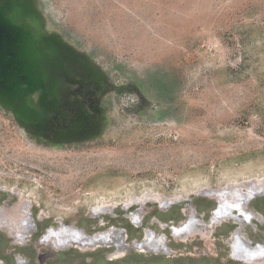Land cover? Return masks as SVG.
<instances>
[{"label":"rangeland","instance_id":"rangeland-1","mask_svg":"<svg viewBox=\"0 0 264 264\" xmlns=\"http://www.w3.org/2000/svg\"><path fill=\"white\" fill-rule=\"evenodd\" d=\"M0 15L36 78H0V214L20 204L26 225L0 228V264H247L233 247L264 250V0H0ZM218 199L229 219L210 245L178 244L171 229L207 223ZM61 228L165 249L40 242Z\"/></svg>","mask_w":264,"mask_h":264},{"label":"bare ground","instance_id":"bare-ground-1","mask_svg":"<svg viewBox=\"0 0 264 264\" xmlns=\"http://www.w3.org/2000/svg\"><path fill=\"white\" fill-rule=\"evenodd\" d=\"M215 197L217 198V193L214 196V198ZM243 202H247V198L246 199L243 198ZM222 203L223 202L220 201L218 207L216 208L215 212L210 217L207 223L201 224V223H197L196 221H192V220L190 221V219H192V216H188L186 220H183L180 224L175 226V228L171 229L173 238L175 239V241L178 244H185V243L194 244L196 240L199 239L203 241V243L206 246H209L212 240V235H213V233L211 234L209 233V231L213 228L211 229L209 228L212 225L215 228H218L220 226L219 223L221 220L224 219V221H226L227 219H229L228 215L222 216L221 214V212H223L222 210H224L223 208L224 205ZM22 208L23 207L20 204H16L13 207V210H11V212H7L6 216H3V218H1L2 214H0V228L8 231L9 233H14L13 229H16V230L20 229L18 227L19 225L16 224L17 222V223H20L21 228L26 229L25 227L26 225H24L25 223H23L24 219H21V216H20ZM243 210L244 209H242L241 214H243L244 212ZM43 219L44 218H40L39 220H43ZM215 220L218 221V222L216 221V224L214 222ZM26 222L28 221L26 220ZM19 231H21V229ZM28 233H30V231ZM81 233L82 232L80 231L75 233V229H62L61 228L59 230H54L53 232H51L49 229V231L42 237L40 242L41 243L47 242L51 244V248L55 251L64 250L69 247H75L79 250H94L98 247H101V248L104 247L107 249L112 248L113 249L112 251L116 249V251L113 254H111V258H114V257L120 258L122 256H126L127 254L131 253L132 250H135L137 252L157 254L159 253L161 249L162 250L165 249V245L163 244V238L160 235H158L156 239H152L151 242H147L146 240L142 241L141 239V241L138 242L139 243L138 245L134 242L127 245L125 244L127 243L126 237L123 238V236L121 235L122 233H120V231L116 229L115 231H113L112 229V231L110 232L108 231L97 232L95 233V235L91 234L92 236L90 237H85L84 233L82 234ZM149 235L150 234H147V236L145 237H148ZM48 240H50V242H48ZM243 250L244 251L239 253L236 251V248L233 247V249L230 252V256L232 258L241 260L247 264H257V263L264 264V250L262 249L251 250V248L249 249L248 247H245V246L243 247ZM19 263L25 264V262H19Z\"/></svg>","mask_w":264,"mask_h":264},{"label":"water","instance_id":"water-1","mask_svg":"<svg viewBox=\"0 0 264 264\" xmlns=\"http://www.w3.org/2000/svg\"><path fill=\"white\" fill-rule=\"evenodd\" d=\"M25 35L19 31L10 27L7 21H5L0 15V78L3 79L5 84H9L11 89L19 84H34L36 78L33 75L34 65L30 61L24 59L23 53L20 51L19 45L23 44V41L29 44L25 40ZM14 44L11 48L10 42ZM26 44H23V48ZM11 49L9 53L8 50ZM24 57V58H23ZM4 83L0 86L4 88Z\"/></svg>","mask_w":264,"mask_h":264},{"label":"flooded vegetation","instance_id":"flooded-vegetation-1","mask_svg":"<svg viewBox=\"0 0 264 264\" xmlns=\"http://www.w3.org/2000/svg\"><path fill=\"white\" fill-rule=\"evenodd\" d=\"M25 47H26V45H25ZM19 48H20V51L23 53V55H24V57L26 56V57H28V51H27V49H28V46H27V48H23V44H20L19 45ZM33 84H31L30 86H32ZM35 86V85H34Z\"/></svg>","mask_w":264,"mask_h":264}]
</instances>
